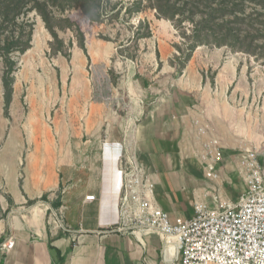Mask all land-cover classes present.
<instances>
[{"label":"rangeland","instance_id":"obj_1","mask_svg":"<svg viewBox=\"0 0 264 264\" xmlns=\"http://www.w3.org/2000/svg\"><path fill=\"white\" fill-rule=\"evenodd\" d=\"M38 1L44 2L56 41L32 9L23 10L18 23L0 25V221L18 208L8 187L39 193L41 183L49 185L45 189L64 183L71 155L84 150L86 139L88 150L93 147L98 155L99 146L123 153L126 119L137 108L173 103L195 114L182 149L189 163L225 124L245 139V148L264 141L262 60L202 45L181 69L187 48L183 30L158 17L147 0H77L62 6ZM183 26L190 30L189 23ZM30 31L28 50L8 47L12 40L26 42Z\"/></svg>","mask_w":264,"mask_h":264},{"label":"crops","instance_id":"obj_2","mask_svg":"<svg viewBox=\"0 0 264 264\" xmlns=\"http://www.w3.org/2000/svg\"><path fill=\"white\" fill-rule=\"evenodd\" d=\"M129 112L126 153L144 165L154 183L155 201L172 222L190 219L195 201L212 205V198L207 197L212 191L218 192L212 197L236 201L245 190L238 158L247 143L240 133L234 136L231 125L225 124L219 136L212 135L223 147L216 169L224 177L218 174V179L211 180L198 155L197 159L190 156L191 163L182 157L189 121L195 116L188 107L181 106L180 111L173 103H165ZM82 143L86 149L72 153L73 167L65 169L64 183H53L48 189V184L41 183L39 193H29L24 186L8 187L18 208L0 221V243L12 236L15 246L1 254V264H180L174 244L164 251L155 233H141L137 239L108 230L119 221L120 167L125 150L120 154L99 146L98 155L93 147L88 150L90 139ZM251 145L264 178V141L257 139ZM43 195L47 200L38 201ZM90 195L95 200L86 202L84 198Z\"/></svg>","mask_w":264,"mask_h":264},{"label":"built area","instance_id":"obj_3","mask_svg":"<svg viewBox=\"0 0 264 264\" xmlns=\"http://www.w3.org/2000/svg\"><path fill=\"white\" fill-rule=\"evenodd\" d=\"M194 123L204 135L198 121ZM198 154L211 180L218 179L217 164L222 160L223 147L217 137L202 144ZM126 149V148H125ZM125 150L120 167L118 223L108 228L140 239L141 233H155L163 250L174 244L180 264H264V178L255 149H242L238 158L239 175L245 190L236 201L212 197V205L194 202L190 219L172 222L154 198V183L145 167ZM63 193L65 191H62ZM86 202L95 200L86 196ZM15 246L7 237L0 243L1 254Z\"/></svg>","mask_w":264,"mask_h":264},{"label":"trees","instance_id":"obj_4","mask_svg":"<svg viewBox=\"0 0 264 264\" xmlns=\"http://www.w3.org/2000/svg\"><path fill=\"white\" fill-rule=\"evenodd\" d=\"M75 1L77 0H53L51 2L54 6H62L61 3ZM147 1L158 17L170 21L178 31L183 30L181 37L186 40L187 48L182 53L183 65L181 69H184L195 48L202 45L219 48L226 46L233 52L246 53L256 60L264 62V0ZM43 3L38 0H0L1 27L9 22L18 23L16 20L23 10L32 9L43 17L48 28L47 16L42 9ZM136 6L139 11L140 3H137ZM247 9L251 12L247 13ZM85 12H87L86 9ZM184 23H189L191 26L189 31L183 26ZM48 29L53 40L56 41V33L50 28ZM30 42L31 31L28 33L26 42H20L19 39L12 40L8 47H11L12 51L23 53L29 49ZM41 198L46 199V195ZM31 203L29 202V204Z\"/></svg>","mask_w":264,"mask_h":264}]
</instances>
